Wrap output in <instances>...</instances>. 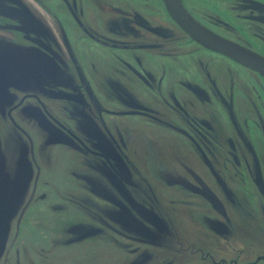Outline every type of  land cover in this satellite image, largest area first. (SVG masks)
I'll use <instances>...</instances> for the list:
<instances>
[{
  "label": "flooded vegetation",
  "instance_id": "1",
  "mask_svg": "<svg viewBox=\"0 0 264 264\" xmlns=\"http://www.w3.org/2000/svg\"><path fill=\"white\" fill-rule=\"evenodd\" d=\"M233 1L238 11L243 12L245 7V12L254 18V22L257 14L264 15L263 10L252 7L250 3ZM251 1L264 5L260 0ZM59 2L80 32L95 44L124 52L159 48L158 44L116 42L93 35L80 19L84 16V10L78 6L77 0ZM180 2L186 13L204 29L264 58V54L248 45L210 29L188 11L183 0ZM161 4L163 6L162 1ZM30 8L25 0H0V66L5 67L3 70L0 67V121L6 122L14 130V146L18 147L17 156L13 155L9 165L8 155L4 152L7 139L0 140V162L5 165V173L11 180L9 183H14L18 174L16 161L20 163L25 158L24 163L26 161L31 170V180L21 197H18V206L15 205L12 212L8 238L13 223L20 218L28 204L33 179L41 170L37 156L41 153L48 156L47 151L55 148L61 149L60 153H66V158L72 160L70 175L84 191L80 199L84 203L81 207L85 220L77 222L68 230L69 236L77 244L107 234L111 240L115 237L113 232L117 224L119 238H115L122 241L126 254L133 257L127 264H146L159 258L158 255L153 256V259L149 257L150 260L145 258L149 254L142 251L148 246L173 254H189L196 264H264V255L254 256L241 240V236L247 237L248 233L240 223L255 219L250 209L251 203L257 204L264 224V157L254 146L255 132L251 128L254 133L252 137L247 130L249 126L239 115L238 102L236 108L232 96L226 101L211 76L207 77L210 93L190 83H180V87L189 86L198 90L192 91L190 95L197 101L201 100L199 104L203 105L205 113L198 114L191 101L189 103L184 99H188L187 95L185 97L171 92L166 98L161 96L159 80L153 81L158 84L156 93L161 97V106L156 108L134 97L122 80L114 81L102 100L97 88L87 80L89 77L83 75L81 66L77 63L68 64L67 68L64 66V61L59 57L62 50L54 41L53 32L46 24H39H42L41 19L47 18V12L38 13ZM39 9L43 10L42 7ZM165 15L169 23L191 44L256 75L264 82L256 72L196 44L170 19L166 11ZM54 17L50 16L52 20ZM17 60L25 65L42 67L41 75H44H35V82L31 74L29 79L15 77L13 71L6 68L16 65ZM135 62L140 64L139 58ZM123 67L129 69L140 84L150 86L148 79H143L129 66ZM113 99L119 107L111 101ZM211 100L220 107L208 108ZM249 102L250 119L264 139V115L251 97ZM162 106L170 113L163 112L160 109ZM187 106L193 108L194 115ZM218 115H223L232 136L220 132L223 127ZM114 118L119 121L116 122ZM130 118L145 120L158 129L168 131L173 138L159 140V143L149 141L141 132L135 133L128 123ZM32 128L40 134L38 146L43 150L35 147L38 137L30 134ZM1 131L0 128V138ZM136 138L149 147L144 155L138 149ZM53 141L59 143L52 144ZM162 145L170 148L167 155L162 153ZM227 164L240 177V183L244 184L243 177L251 181L258 199L253 201L249 186L237 184L232 175L225 172ZM234 188L244 191L246 195L237 193ZM8 196L7 193L3 198L6 203L10 197L13 198ZM18 198L14 199L15 204ZM147 209L151 213H147ZM113 214L117 217L115 221ZM179 216L188 223L186 235L189 234L195 244L192 238H187V243L179 237ZM3 222L7 225L6 220ZM2 239L3 235L0 234V241ZM7 248L6 244L0 252V264H7L6 256L10 253Z\"/></svg>",
  "mask_w": 264,
  "mask_h": 264
},
{
  "label": "rangeland",
  "instance_id": "2",
  "mask_svg": "<svg viewBox=\"0 0 264 264\" xmlns=\"http://www.w3.org/2000/svg\"><path fill=\"white\" fill-rule=\"evenodd\" d=\"M25 1L28 2L30 9L38 11V13L40 11L47 12V18L41 19L45 23L42 21V24H39H46L48 29L50 28V32H53L54 41L62 50L59 57L64 61V66L67 68L68 64L73 65L74 63H77L79 67L81 66L83 75L89 77L87 80L91 81L99 91L100 99L105 97L104 94L107 91H110L109 88L112 87L110 85H114V81L122 80L129 86L128 90L134 97L146 101L145 103L151 107L161 106L159 94L166 98V96L175 93L178 95L183 94L182 96L187 95L188 99H184L188 100L189 103L191 101L196 112L198 114L205 113L203 105L199 104L201 100H198V102L197 98L195 99L190 95L196 89L189 88V86L180 87V83H190L201 91L210 93L207 77L211 76L217 82L226 101L229 96H232L235 107L236 102H238L239 115L242 117V121L245 120V125L250 127L247 130L252 137H254L252 129L255 132L254 146L264 157V139L258 130L259 128L256 127L255 129L250 119L252 116L249 109V98L251 97L261 114L264 115V82L256 75L191 44L178 29H175L169 23L161 1L77 0L78 6L84 10V16L80 19L93 35L97 34L116 42L132 41L159 45V48H146L132 52L118 51L95 44L80 32L73 18L67 15L59 0H35L34 3L30 0ZM183 1L188 11L210 29L238 40L264 54V15L257 14L255 19L258 23L255 24L254 18H250L248 13L245 12L247 9L243 7V12L238 11L233 4V0ZM260 1L264 2V0ZM39 7H42L43 10H40ZM51 15L55 16L54 20L50 18ZM58 28H60V31ZM61 30L63 35H61ZM137 58L140 61L138 65L135 62ZM123 65L129 66L138 72L143 79H148L149 85L153 87L150 88V86L140 84L131 75L130 70L123 67ZM156 80L161 82L158 87L160 89L159 94L156 93L158 84L153 83ZM111 101L113 102L114 99ZM211 102L208 108L218 109L220 107L214 100H211ZM114 103L118 104L116 101ZM119 106L118 104L117 107ZM160 109L163 112L170 113L165 106ZM187 109L192 115L195 114L192 107L187 106ZM219 116L223 127L220 132L232 136V131L223 115ZM114 120L119 121L118 118H114ZM128 123L134 128L135 133L137 131L141 132L147 140L154 143H159V140L165 141L166 139L167 141L169 138H173V135L168 131L158 129L145 120L130 118ZM0 128L2 129L0 140L7 139V145L4 146L6 151L4 152L8 155V164L11 165L13 155L16 154L17 156L18 147L14 146L16 133L4 121H0ZM26 128L28 129V127ZM29 132L32 136L34 134V137H38L37 142L35 141V147L43 150L40 145L38 146L40 138L38 131L32 128ZM163 136L171 137L165 138ZM135 142L142 155L148 152L149 147L147 144H142V141L137 138ZM51 143L58 144L59 142L53 141ZM46 144L49 145L50 143ZM161 148L163 149L162 153L167 155L170 148L165 145H162ZM239 148L241 149V147ZM60 152L61 149L53 148L47 151L48 156H44V153H41L42 156H40L41 154L37 156L41 170L33 179L27 206L20 218L13 223L9 238V222L12 213L8 218L7 226L0 229V234L3 235L5 242L8 240L6 244L10 253L8 256L5 255L7 264H28L30 262L33 264H127L133 257L126 254L122 241L117 239L119 238L117 237L119 234L116 232L118 229L117 224L113 232L117 238L113 237L112 241L109 239L110 235L107 234L105 237L100 236L84 244H77L73 240L74 238L69 236L68 230L71 226L85 220L81 207L84 203L80 199L84 196V191L79 182H76L70 175V171L73 170L72 160L66 158V153L61 154ZM24 160L20 163L16 161L18 168L16 173L18 174L13 183L14 185L20 183L23 188L31 180L30 165L26 161L24 163ZM27 164L29 167H27ZM227 166L225 172L228 175L231 174L237 184L244 187L249 186V195L253 198V201L258 199L251 181L243 177L244 184L240 183L241 180L238 179L240 177L234 174L231 165L227 164ZM5 169V165L0 164V184L4 181H11L7 176V172L5 173ZM260 186L262 185L260 184ZM235 190L237 193L245 194L244 191L237 188ZM260 190L263 191L261 187ZM15 198L16 194L13 198L8 199V208L1 219H4L11 211ZM250 209L255 219L240 223L248 233L247 237L241 236V240L254 256L264 255V224L260 219L255 202L251 203ZM146 212L151 213V210ZM183 215H185V212H183ZM113 218L114 221L117 219L116 214H113ZM179 218V237L183 242H187V238H192L189 234L186 235V226L189 225L181 220L180 216ZM96 228L100 227L96 226ZM192 242H194L193 238ZM148 244L153 245L152 243ZM142 252L149 254L145 257L148 259L149 257L153 259V256L156 255L160 256L155 260L153 259L154 262L150 263L148 261L146 264H196L190 255L186 253L173 254L161 249L154 250L149 246L143 249Z\"/></svg>",
  "mask_w": 264,
  "mask_h": 264
},
{
  "label": "water",
  "instance_id": "3",
  "mask_svg": "<svg viewBox=\"0 0 264 264\" xmlns=\"http://www.w3.org/2000/svg\"><path fill=\"white\" fill-rule=\"evenodd\" d=\"M161 1L170 19L196 44L202 46L203 48L209 51L216 52L229 58L235 63L251 71L256 72L264 79V58L262 56L231 41L225 40L217 35H214L210 31L204 29L186 13L184 8L182 7L180 0ZM243 1L250 3L252 7L259 8L258 10L264 11V5L260 3L253 2L251 0ZM256 5L260 7H257ZM16 62V65H12L11 67L6 68L7 70L11 69V72L13 71V75H15V77H26V79H29L30 74L32 78L35 75H41L42 67L37 68L35 65H25L20 60H17ZM0 67L2 70L5 68L3 66ZM34 79L35 77L33 78V80ZM36 80H34V82ZM0 164H3V162L1 161ZM12 186L14 190H16V192H14V190L12 191ZM23 190L24 188L21 186L20 183L14 185L13 183L11 184L8 181H4L0 184V219L2 216L5 215L6 210L8 208V204L3 199L5 195L8 193V197H10L16 194L17 199L18 197H21ZM19 198L18 200H16V204L14 203V208L8 213V215L4 217V219H1L2 222L0 223V229H4L7 226L4 224L3 220L8 221L9 216L15 209V205L18 206ZM4 244L5 239L3 237V239L0 241V252L2 251Z\"/></svg>",
  "mask_w": 264,
  "mask_h": 264
}]
</instances>
